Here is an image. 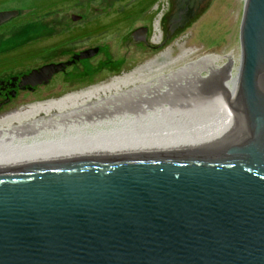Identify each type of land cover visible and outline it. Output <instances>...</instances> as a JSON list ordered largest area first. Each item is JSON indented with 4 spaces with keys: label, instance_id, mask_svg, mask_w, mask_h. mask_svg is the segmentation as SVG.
Wrapping results in <instances>:
<instances>
[{
    "label": "water",
    "instance_id": "95a60500",
    "mask_svg": "<svg viewBox=\"0 0 264 264\" xmlns=\"http://www.w3.org/2000/svg\"><path fill=\"white\" fill-rule=\"evenodd\" d=\"M210 1L168 0L160 39L134 42L133 29L103 65L149 56ZM98 50L10 85L45 86ZM0 264H264V0H245L229 39L156 89L1 133Z\"/></svg>",
    "mask_w": 264,
    "mask_h": 264
},
{
    "label": "rangeland",
    "instance_id": "374dc122",
    "mask_svg": "<svg viewBox=\"0 0 264 264\" xmlns=\"http://www.w3.org/2000/svg\"><path fill=\"white\" fill-rule=\"evenodd\" d=\"M53 2L54 0H0V12L18 13L11 20L1 24L2 26L0 25V52L9 50L18 43L25 44L29 39L37 41V44L30 45L27 49L35 50L37 47L39 49L52 46L60 37L97 16H100L97 20L107 25L106 32L92 39L81 38L76 43L69 41L56 49H46V53L34 55V58L25 65L1 73L0 84L11 77L21 76V73L26 74L51 62L66 60L73 53L72 51L80 52L99 47L100 52L91 60H83L67 68L65 74L55 76L45 86L36 87L32 91L18 90L15 92V97H11L9 93L8 96L6 95V98H10L9 102L0 108V117L31 103L59 100L74 92L107 83L115 77L129 74L154 59L162 62L164 58L160 54L167 50L169 58H176L182 51H190L192 54L190 57L168 69L177 72L191 63L200 61L225 43L239 26L244 6V0H211L204 12L158 50L143 59L124 60L117 70L109 71L103 64L108 61L114 62L121 56L119 51L126 50L122 40L131 30L146 26L150 30L148 42L156 43L160 39L159 21L168 11V0H71L69 4ZM121 11L126 13L122 14ZM72 15L80 16L81 21H72ZM157 23L158 29L155 30ZM37 38L40 40L38 41ZM13 56L14 54H11L9 58ZM100 66L102 67L96 71L98 75L94 83L54 92L63 83L91 73ZM4 98L3 92L0 93V102Z\"/></svg>",
    "mask_w": 264,
    "mask_h": 264
},
{
    "label": "bare ground",
    "instance_id": "6f19581e",
    "mask_svg": "<svg viewBox=\"0 0 264 264\" xmlns=\"http://www.w3.org/2000/svg\"><path fill=\"white\" fill-rule=\"evenodd\" d=\"M157 29L158 23L155 26V30ZM155 39L157 40V36ZM191 55L190 51H182L176 58H169L167 50L160 54V56L164 58L162 62H158L154 59L129 74L115 77L107 83L93 86L80 92H74L59 100L31 103L26 107L0 117V134L77 109L84 105L115 99L127 94L156 89L196 64L197 62L191 63V65L177 72L168 70L170 67Z\"/></svg>",
    "mask_w": 264,
    "mask_h": 264
},
{
    "label": "trees",
    "instance_id": "16d2710c",
    "mask_svg": "<svg viewBox=\"0 0 264 264\" xmlns=\"http://www.w3.org/2000/svg\"><path fill=\"white\" fill-rule=\"evenodd\" d=\"M61 2L60 4H69L71 2V0H54L53 3L56 2ZM122 14L126 13L125 11H121ZM107 29V25L101 23V21L99 20H93L90 21L82 26H79V28H76L75 30L68 32V34L63 35L62 37H60L58 39V41L56 42V44H52V46H48V47H43V48H39V49H35V50H31V49H27L28 47H30V45H36L37 41L32 42V43H26L25 44H19L18 47L16 46L15 48L6 50V51H2L0 52V74L3 72H6V70H10V69H14V68H18L22 65H25L26 63L30 62L33 58L34 55H42V53H46V49L51 50L52 48H58L59 46L68 43L69 41H74V40H81V38H95L97 36H101L102 34H104L106 32ZM61 41H64L61 42ZM61 42V43H60ZM44 46V45H43ZM26 48V49H24ZM7 54H9L11 56V54H14L13 57L9 58V55L7 56ZM36 57V56H35ZM24 73H21L20 75H23Z\"/></svg>",
    "mask_w": 264,
    "mask_h": 264
},
{
    "label": "flooded vegetation",
    "instance_id": "af4514ba",
    "mask_svg": "<svg viewBox=\"0 0 264 264\" xmlns=\"http://www.w3.org/2000/svg\"><path fill=\"white\" fill-rule=\"evenodd\" d=\"M194 0H172V2L174 3V4H176L177 5V10L179 9L180 11H181V9L183 10H185L186 8H187V6L188 5H190L192 2H193ZM181 8V9H180ZM176 10V8H174V11ZM180 11H178V13H179V15L181 14V12ZM101 16H103V15H101ZM109 15H106V17H108ZM177 17V14L175 13V12H173L172 13V15H171V17ZM72 17H73V15L71 16V20H72ZM80 17V16H79ZM100 16H97L96 18H94V19H92L91 21H93V20H97L98 18H99ZM173 17V18H174ZM73 21V20H72ZM75 21H81V18L80 19H78V20H75ZM88 23V22H87ZM86 24V23H85ZM84 25V24H83ZM2 26V25H1ZM136 31V33H134ZM149 34H150V30H149V28L147 29L146 27L145 28H137V29H135L134 31H133V33L131 34V38L133 39V41L134 42H137V41H146V39H147V37L149 36ZM45 38V37H44ZM139 38H140V40H139ZM37 40L39 41L40 40V38H37ZM46 40V39H45ZM77 41H80V40H74V41H71V42H73V43H76ZM32 43V42H35V41H31V39H29V40H27V42L26 43ZM61 42H63L64 43V41H61ZM60 42V43H61ZM52 44V43H51ZM18 45H19V43L17 44V45H15V46H13V47H11L10 49H12V48H15L16 46L18 47ZM94 48H98L99 49V47H94ZM94 48H90V49H94ZM87 50V49H86ZM73 52V53H72ZM71 53V55L68 57V59H66V60H63V61H58V62H55V63H64V62H69V61H71L72 60V58H73V56L74 55H76V54H78L79 52H76V51H72ZM99 52H100V49L98 50V53L94 56V57H92V58H90V59H85V61H88V60H91V59H93V58H95L98 54H99ZM81 61H83V60H79V61H75L71 66H69V67H66V69L67 68H71V67H73V66H75V64H77L78 62H81ZM51 63H53V62H51ZM50 64V63H49ZM66 69H65V71L64 72H62V73H58V74H56V75H54L53 77H52V79L55 77V76H57V75H59V74H65V72H66ZM35 89V88H34ZM19 89H18V87H17V85L15 84V86L14 87H12L11 85H10V81L9 80H7V81H4V83L2 84H0V93H2L3 92V94L5 95V98H6V95L8 96L9 95V93L10 92H12V91H14V92H16V91H18ZM25 90H27V89H25ZM7 93V94H6ZM14 97H15V95H14ZM5 98H4V100H5ZM8 99H10V98H8ZM4 100H2V101H4ZM9 102V101H8Z\"/></svg>",
    "mask_w": 264,
    "mask_h": 264
}]
</instances>
